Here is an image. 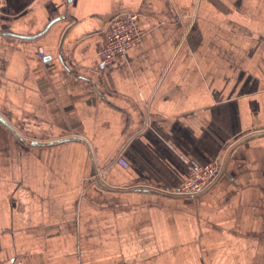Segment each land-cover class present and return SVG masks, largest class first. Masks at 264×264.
<instances>
[{
  "label": "crops",
  "instance_id": "crops-1",
  "mask_svg": "<svg viewBox=\"0 0 264 264\" xmlns=\"http://www.w3.org/2000/svg\"><path fill=\"white\" fill-rule=\"evenodd\" d=\"M0 115V264H264V0H0Z\"/></svg>",
  "mask_w": 264,
  "mask_h": 264
},
{
  "label": "built area",
  "instance_id": "built-area-1",
  "mask_svg": "<svg viewBox=\"0 0 264 264\" xmlns=\"http://www.w3.org/2000/svg\"><path fill=\"white\" fill-rule=\"evenodd\" d=\"M143 30L138 27V14L124 12L116 14L109 22L106 36L101 42L97 54L101 66L112 64L124 56L128 49L140 40ZM40 56L44 57L45 51L39 49ZM119 162L127 165L125 159ZM189 176L177 188L167 189L169 193L182 196H198L209 191L225 171L224 160L213 161L208 164H199L188 161Z\"/></svg>",
  "mask_w": 264,
  "mask_h": 264
},
{
  "label": "water",
  "instance_id": "water-1",
  "mask_svg": "<svg viewBox=\"0 0 264 264\" xmlns=\"http://www.w3.org/2000/svg\"><path fill=\"white\" fill-rule=\"evenodd\" d=\"M0 119H1L3 122H5V123L10 127V124L7 122V120H5L1 115H0ZM35 143H37V142H35Z\"/></svg>",
  "mask_w": 264,
  "mask_h": 264
}]
</instances>
